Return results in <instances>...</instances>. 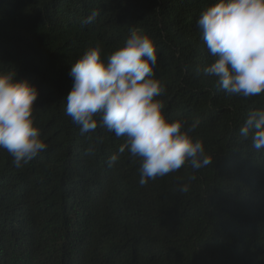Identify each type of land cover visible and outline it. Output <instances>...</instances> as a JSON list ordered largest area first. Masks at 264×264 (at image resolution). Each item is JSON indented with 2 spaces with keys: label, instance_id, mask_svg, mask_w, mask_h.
Instances as JSON below:
<instances>
[{
  "label": "trees",
  "instance_id": "1",
  "mask_svg": "<svg viewBox=\"0 0 264 264\" xmlns=\"http://www.w3.org/2000/svg\"><path fill=\"white\" fill-rule=\"evenodd\" d=\"M216 2L0 0V70L38 87L48 145L19 168L0 149V264H264V152L238 132L264 93L228 95L203 74L215 58L197 20ZM132 29L157 44L165 115L198 120L192 135L213 161L143 186L140 158L125 152L108 166L124 137L100 126L81 135L65 111L72 63L97 43L111 54Z\"/></svg>",
  "mask_w": 264,
  "mask_h": 264
},
{
  "label": "clouds",
  "instance_id": "2",
  "mask_svg": "<svg viewBox=\"0 0 264 264\" xmlns=\"http://www.w3.org/2000/svg\"><path fill=\"white\" fill-rule=\"evenodd\" d=\"M98 15L92 10L81 27L93 24ZM197 25L215 58L203 74L214 77L228 95L250 98L264 93V0H218L200 13ZM157 59L154 39L135 29L109 55H103L100 43L90 46L72 63L73 85L65 99L66 114L81 135L100 126L125 138L107 163L114 166L125 152L140 158L141 186L186 163L199 170L213 162L204 141L192 135L198 120L188 124L165 115L159 99L165 85L155 75ZM38 96L30 80L18 79L16 71L0 70V149L17 168L48 147L34 115ZM238 132L251 141L252 149L264 152V108L250 110ZM94 151L91 145L87 149L89 154ZM179 190L188 192L189 185Z\"/></svg>",
  "mask_w": 264,
  "mask_h": 264
}]
</instances>
